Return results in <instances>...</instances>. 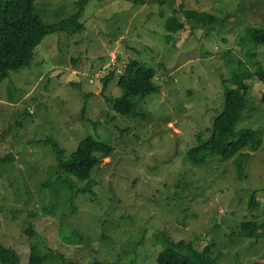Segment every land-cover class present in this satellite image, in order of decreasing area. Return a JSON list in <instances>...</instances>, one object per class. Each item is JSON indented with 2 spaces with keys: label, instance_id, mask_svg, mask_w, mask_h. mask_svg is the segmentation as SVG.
<instances>
[{
  "label": "rangeland",
  "instance_id": "374dc122",
  "mask_svg": "<svg viewBox=\"0 0 264 264\" xmlns=\"http://www.w3.org/2000/svg\"><path fill=\"white\" fill-rule=\"evenodd\" d=\"M77 1L37 5L54 23L74 15ZM182 3L223 22L208 29L185 22L169 40L166 23ZM82 22L83 30L71 26L45 37L31 66L0 82V156L12 158L0 165L3 244L23 256L22 264H29L32 245L47 264H158L161 237L168 236L192 240L199 250L214 243L223 254L218 264H264V230L257 238L239 235L246 221L264 225V81L245 80L249 103L236 131L258 129L262 138L258 151L245 149V177L234 159H188L211 137L225 84L233 87L236 73H255V60L264 67V45L246 36L264 28V0H93ZM130 60L157 69L161 91L136 99L145 118L121 115L108 101L121 96L118 82ZM89 136L114 151L90 180L58 173L44 140H56L70 157ZM75 233L82 240L72 242Z\"/></svg>",
  "mask_w": 264,
  "mask_h": 264
},
{
  "label": "trees",
  "instance_id": "16d2710c",
  "mask_svg": "<svg viewBox=\"0 0 264 264\" xmlns=\"http://www.w3.org/2000/svg\"><path fill=\"white\" fill-rule=\"evenodd\" d=\"M93 0H78L77 11L74 15L46 23L39 13L38 0H0V82L9 78L12 72L20 71L31 66L34 61L35 50L45 37L65 31L68 27L83 30L85 25L82 18L88 4ZM174 12L168 19L166 30L168 39L174 40V35L185 28V24L197 25L204 29L222 24L223 20L207 11L185 9ZM182 15L185 21L179 17ZM186 22V23H185ZM249 38L255 46L264 45V28H250L247 31ZM256 58V54H253ZM257 71L250 69L236 73L232 78L233 87L225 84V105L222 112L213 122L211 137L199 146L188 151V159L197 165H204L210 158L220 157L223 160L234 159L237 172L241 179L245 177V164L250 159L251 153L245 151H258L262 147L261 133L258 129L246 128L240 132L236 126L249 103V86L245 80L255 75L264 81V67L262 62L255 60ZM116 71H112L106 79L108 87ZM157 69L148 67L137 60H130L126 65V73L119 78L121 96L108 101L114 106L117 113L134 118H145L136 107V99H146L152 94L159 93L161 87L155 82ZM56 154L58 173L71 174L80 180H90L94 169L109 156L114 147L92 136L84 139L70 157L66 150L54 139L44 140ZM96 154H100L97 156ZM10 155L0 156V165L10 162ZM72 186V185H71ZM87 192L89 189L81 190ZM257 192L252 193L249 201L252 211L257 209ZM264 225L256 221L242 223L239 235L244 238H257L262 234ZM80 236L75 233L69 236L72 242ZM82 240V238H80ZM163 249L157 257L158 264H218L223 257L222 253H215V244H208L203 250L197 249L192 242L187 240L175 241L168 236L161 237ZM23 256L15 249L6 246L0 239V264H22ZM48 256L36 245L31 246L29 264H47ZM63 264H82L64 260ZM88 264H119L108 260H95Z\"/></svg>",
  "mask_w": 264,
  "mask_h": 264
},
{
  "label": "bare ground",
  "instance_id": "6f19581e",
  "mask_svg": "<svg viewBox=\"0 0 264 264\" xmlns=\"http://www.w3.org/2000/svg\"><path fill=\"white\" fill-rule=\"evenodd\" d=\"M163 2V1H162ZM184 3H182L181 5H183ZM222 19V18H221ZM88 28V27H87ZM116 53V52H115ZM113 58V57H112ZM114 61V60H113ZM109 65V64H108ZM253 65V64H252ZM115 66V65H114ZM113 69V68H112ZM116 69V68H115ZM108 76V75H107ZM117 77V76H116ZM118 79V78H117ZM253 79V78H252ZM91 83V82H90ZM105 83V82H104ZM264 83V82H263ZM251 87V86H250ZM106 88V87H105ZM120 88V87H119ZM147 102V101H146ZM192 163V162H191ZM192 241V240H190ZM193 242V241H192Z\"/></svg>",
  "mask_w": 264,
  "mask_h": 264
}]
</instances>
